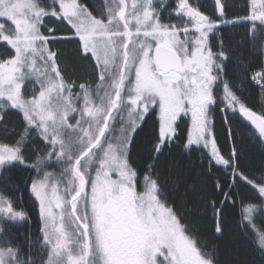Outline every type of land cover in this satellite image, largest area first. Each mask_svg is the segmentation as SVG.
Instances as JSON below:
<instances>
[{"label":"snow or ice","instance_id":"snow-or-ice-1","mask_svg":"<svg viewBox=\"0 0 264 264\" xmlns=\"http://www.w3.org/2000/svg\"><path fill=\"white\" fill-rule=\"evenodd\" d=\"M162 7L163 0L159 7L155 0H113L94 14L82 0H0V124L9 111L21 119L14 142L0 143V240L5 224L30 219L14 199V169L35 173L25 183L40 221L39 261L29 238L27 251L0 242V264H218L169 203L154 164L140 170L132 160L137 129L150 117V160L184 135L186 150L200 151L210 172L226 174L209 201L217 236L224 209L237 202L241 232L255 230L256 213L264 216V173L250 178L241 169L235 147H221L214 120L223 114L225 143L234 138L229 112L264 141V109L247 106L225 78L222 34L229 23L251 22L252 33L256 22L264 26V0H247L248 14L234 21L226 19L224 0H214L215 18L179 0L176 21H165ZM64 29L68 34H58ZM56 41L78 45L93 84L66 77ZM244 74L264 95V63ZM30 143L39 145L34 163L25 155ZM55 166L58 176L47 171ZM255 234L264 250V230Z\"/></svg>","mask_w":264,"mask_h":264},{"label":"trees","instance_id":"trees-1","mask_svg":"<svg viewBox=\"0 0 264 264\" xmlns=\"http://www.w3.org/2000/svg\"><path fill=\"white\" fill-rule=\"evenodd\" d=\"M91 5L90 10L106 12L113 0H82ZM157 6L161 0H155ZM179 0H163L164 7L160 8L161 17L168 21H176L172 15L174 7ZM195 6L207 15L216 17L214 0H190ZM227 5L226 19L234 21L238 17L247 15V0H224ZM51 24V22H49ZM57 27L58 25H53ZM251 22H238L222 25V34L225 40V48L229 54L226 62L225 78L231 83L234 91L245 101L247 106L259 112L264 109V95L261 89L244 74V69L251 71L259 70V65L264 63L262 44H264V26L256 22V31L252 33ZM58 34H68L64 29ZM221 33H216L218 38ZM213 37H210V41ZM52 47L60 52V65L67 78L77 83L87 82L93 84L96 80L95 73L89 61L81 59L78 54V45L74 41H56ZM3 49L0 48V52ZM30 91V89H29ZM2 111V110H0ZM233 120L232 130L234 138L225 143L223 114L219 111L214 113L215 125L220 132V145L227 153L235 147L241 169L251 178L259 177L264 173V141L242 122L236 119L234 114H227ZM156 128L155 117L146 118V121L137 129V135L131 149L133 162L140 170L146 164H154V170L159 174L161 182L166 187L169 203L185 215V221L189 229L205 243L208 251L215 252L218 264H264V250L258 246L256 231L264 230V216L256 213L254 217L255 230L241 232L238 228L240 207L239 202L235 207H227L223 211L221 222L224 231L217 236L214 231V217L209 206V201L214 200L219 193L214 191L213 185L216 180L224 182L225 175L220 171H209L208 162L200 151H189L183 147L185 136L169 145L158 158L149 159L150 150L154 142L153 132ZM15 130V131H13ZM21 130V119L14 111H9L3 124H0V143L12 144L16 134ZM39 145L30 143L25 149V155L30 163L35 162V154ZM47 171L58 176L59 166L49 167ZM13 194L18 208L24 210L30 217L23 224H5L3 240H9L27 251L29 238L32 241L31 255L37 260L40 256L36 250V238L39 235L40 221L38 207L31 196L25 181L35 173L30 168L19 167L10 173ZM240 193H248L247 189H237Z\"/></svg>","mask_w":264,"mask_h":264},{"label":"water","instance_id":"water-1","mask_svg":"<svg viewBox=\"0 0 264 264\" xmlns=\"http://www.w3.org/2000/svg\"><path fill=\"white\" fill-rule=\"evenodd\" d=\"M240 119L242 120V122H243L244 124H246L248 127H250V126L248 125L247 121H244L242 117H240ZM250 128H251V127H250ZM251 129H252V128H251ZM252 130H253V129H252ZM253 131H254V130H253Z\"/></svg>","mask_w":264,"mask_h":264},{"label":"rangeland","instance_id":"rangeland-1","mask_svg":"<svg viewBox=\"0 0 264 264\" xmlns=\"http://www.w3.org/2000/svg\"><path fill=\"white\" fill-rule=\"evenodd\" d=\"M263 54H264V51H263ZM263 61H264V56H263Z\"/></svg>","mask_w":264,"mask_h":264}]
</instances>
